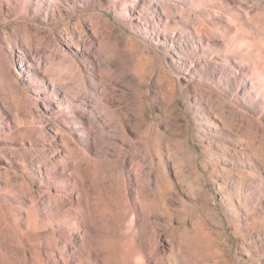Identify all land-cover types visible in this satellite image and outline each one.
<instances>
[{
	"label": "rangeland",
	"instance_id": "obj_1",
	"mask_svg": "<svg viewBox=\"0 0 264 264\" xmlns=\"http://www.w3.org/2000/svg\"><path fill=\"white\" fill-rule=\"evenodd\" d=\"M254 61H264V0H0V264H15L17 239L38 242L40 167L53 194L80 189L85 206H102L117 186L109 177L90 186L94 173L119 169V151L143 157L155 133L173 163L184 162L179 190L166 192L169 209L159 219L164 254L172 243L187 254L184 227L204 220L210 263L264 264V212L244 200L257 183L241 180L257 171L248 161H261L255 151L264 132L254 134L251 120L232 110L223 127L205 121L215 113V93L249 116L260 112L244 102L241 85L245 75L251 88ZM223 69L235 73L227 84ZM67 105L99 125L107 113L106 132L80 135ZM56 127L71 136L54 139ZM251 197L264 205L255 190ZM60 204L55 198L53 209ZM88 239L74 234L71 264L96 253V239Z\"/></svg>",
	"mask_w": 264,
	"mask_h": 264
},
{
	"label": "bare ground",
	"instance_id": "obj_2",
	"mask_svg": "<svg viewBox=\"0 0 264 264\" xmlns=\"http://www.w3.org/2000/svg\"><path fill=\"white\" fill-rule=\"evenodd\" d=\"M224 59L228 62L227 52L224 54ZM253 63L250 67L254 74L251 88L244 85L245 75L241 78V85L247 89L243 90V100L252 107H258L260 112H255L253 117L249 116L247 111L239 108L234 101L228 100L222 93H215L216 100L210 103V107L217 114L209 113L205 119L212 129L225 126L228 120L227 114L229 110H232L241 118L251 120L254 134L264 132V61ZM226 64L229 65V63ZM242 64H246L245 61ZM135 68L138 75H144V69L141 66L137 64ZM223 72L226 84L235 77V73L227 69H223ZM219 80L221 81L220 78ZM67 110L76 111L70 105H67ZM97 110L100 113L104 111L103 109ZM46 113L49 118L59 119V113H55L50 107H46ZM104 117V123L99 125L95 119L77 114L74 126L79 128V134L84 136L99 131L106 132L110 122L107 121V113H104ZM54 136V139L64 140L71 136V132L56 127ZM169 150L163 138L155 133L143 157L140 154L127 156V151L124 153L119 151L116 162L119 160L120 168L108 170L110 172L97 171L96 174L94 173L96 178L94 177L90 184V186H96V180L105 181V178L109 177L110 181L112 180L117 186V193L116 195L114 193L110 200L103 201L102 206H92L93 208L90 207L91 204L90 206L84 205L80 199V189L76 192L72 189H60L53 194L50 183L51 175H47L40 167L37 171L39 175L37 181L39 185L38 205L41 215L39 214V217L35 219L39 229L38 242L35 246L28 247L24 239H17L20 249L14 256L12 255L15 264H71L70 256L75 247L74 234H80L82 231L88 234V244L93 238V241L96 239L97 249L95 254L91 253L92 251L86 256L79 254L76 264H212L208 260L213 255V239L204 220H200L192 230L184 227L181 237L187 244V254L172 243L169 246L170 254L166 256L164 254L166 249L158 239L160 237L158 227L162 225L159 222L160 216L162 211L169 209L170 196H166V192L173 193L179 190L182 182L179 171L184 167V162L179 166L173 163ZM81 154V159L91 162L87 152ZM255 154L259 155L261 161H248V166H253L257 171H252L248 175L245 173L241 180L251 184L257 183L254 189L247 187L248 193L245 194L244 200L247 207H256L262 214L264 205L260 202L256 203L251 196L255 190L261 198H264V144L256 147ZM186 160L188 159L185 158L184 161ZM172 168L175 174H172ZM103 181H100V184H105ZM78 183L79 181L74 179V184ZM46 186L48 189L45 188ZM67 186L64 184L65 188ZM45 195L49 197L48 203H45ZM74 196L78 197L75 201ZM55 198L59 199L62 205L61 208L56 207L57 210L52 206ZM70 202L73 207L67 208ZM2 216L3 213L0 210V218ZM87 218L91 220V224L87 223ZM149 230L155 235L152 245H147L145 237L150 232ZM43 231L46 232L45 235Z\"/></svg>",
	"mask_w": 264,
	"mask_h": 264
}]
</instances>
